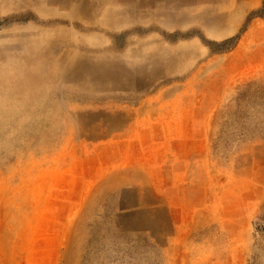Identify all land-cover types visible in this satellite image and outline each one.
Here are the masks:
<instances>
[{
	"label": "rangeland",
	"instance_id": "374dc122",
	"mask_svg": "<svg viewBox=\"0 0 264 264\" xmlns=\"http://www.w3.org/2000/svg\"><path fill=\"white\" fill-rule=\"evenodd\" d=\"M0 264H264V0H0Z\"/></svg>",
	"mask_w": 264,
	"mask_h": 264
},
{
	"label": "bare ground",
	"instance_id": "6f19581e",
	"mask_svg": "<svg viewBox=\"0 0 264 264\" xmlns=\"http://www.w3.org/2000/svg\"><path fill=\"white\" fill-rule=\"evenodd\" d=\"M174 52H176V54H177V52L179 53V49H177V50H175V51H172V53H174ZM166 53H168V50L166 49ZM3 236H5V237H14V235H13V231H11L10 229H8V228H5V230H4V234H3Z\"/></svg>",
	"mask_w": 264,
	"mask_h": 264
}]
</instances>
